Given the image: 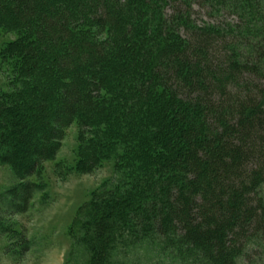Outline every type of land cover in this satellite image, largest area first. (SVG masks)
Here are the masks:
<instances>
[{"label": "trees", "instance_id": "trees-1", "mask_svg": "<svg viewBox=\"0 0 264 264\" xmlns=\"http://www.w3.org/2000/svg\"><path fill=\"white\" fill-rule=\"evenodd\" d=\"M195 1L240 20L199 25ZM5 2L0 27L18 39L4 53L21 90L6 96L0 161L31 175L54 158L61 131L49 109L89 131L78 166L118 160V183L75 218L90 264L109 263L130 233L160 237L182 264L264 254V0ZM237 37L244 53L229 44Z\"/></svg>", "mask_w": 264, "mask_h": 264}, {"label": "rangeland", "instance_id": "rangeland-1", "mask_svg": "<svg viewBox=\"0 0 264 264\" xmlns=\"http://www.w3.org/2000/svg\"><path fill=\"white\" fill-rule=\"evenodd\" d=\"M7 6L5 0H0V15L5 13ZM171 10L172 6L168 7L167 13ZM191 18L199 25L207 22L234 25L240 20L234 13L212 12L196 1L191 7ZM6 24V21L0 23ZM181 33L188 36L187 31ZM104 34L102 37H106ZM16 39V31L0 27L1 121L9 112L6 96L21 90V80L16 79L12 71L13 59L4 53L8 43ZM241 41L242 38L237 37V42L231 39L229 44L240 47L244 53L245 46ZM261 71V77L256 75L255 80L263 82L264 67ZM249 76L250 73L244 74V77ZM69 94L73 96L70 90ZM32 108L42 117L45 109H49L40 99L33 102ZM48 115L54 130L59 128L61 131L54 158L42 161L31 175H22L10 164L0 161V264H90L92 252L82 232L74 231L75 218L95 194L107 185H115L121 177L115 155H109L94 167L78 166L81 135L89 131L77 120L67 121L65 125L62 122L66 119L59 121L58 114L50 109ZM175 251L160 237L130 233L117 238L109 254V263H104L182 264L181 256ZM248 252L250 257L241 258L240 264H264L261 246H254Z\"/></svg>", "mask_w": 264, "mask_h": 264}]
</instances>
